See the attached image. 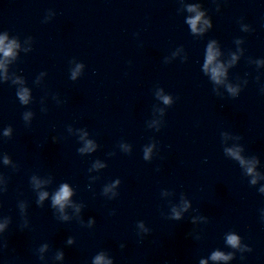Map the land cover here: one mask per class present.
I'll return each mask as SVG.
<instances>
[{
    "label": "clouds",
    "instance_id": "clouds-1",
    "mask_svg": "<svg viewBox=\"0 0 264 264\" xmlns=\"http://www.w3.org/2000/svg\"><path fill=\"white\" fill-rule=\"evenodd\" d=\"M189 11H195V8L190 7ZM201 16L202 13L197 12V15L194 18H191L188 20V23L191 25V29L193 32H197V31H202V29H197V24L200 22L201 20ZM207 23V22H206ZM3 45V41L0 40V50L4 51L5 56L11 55V46H9L7 49L2 48ZM218 55V53L215 51V49L213 48V46L210 44L207 48V62L205 63L204 67L205 70H209L210 65H212L213 61L215 60L216 56ZM235 59V57H234ZM77 70H79V66L77 68ZM210 71L212 73V78L214 80H216L217 82H219L220 77L224 74L223 73V66L222 65H217L215 67H211ZM76 73H73V78H75ZM20 100L23 103H27L28 102V92L27 89L22 90L20 93H18ZM164 102L168 103L169 99L168 97H164ZM9 132L6 131L5 135H8ZM91 143L89 142L88 145V150H91ZM228 152L236 157V159H240L238 152L236 151H232L231 149L228 150ZM145 158H147V152L145 153ZM8 161L5 160V163H7ZM241 163H244L243 160H241ZM249 173L252 172V168L248 169ZM255 181H253L254 183ZM264 191V190H262ZM47 196V193H42L40 195V200H43L45 197ZM71 196V191L68 187L67 184L63 185L60 189L59 192L56 193V195L53 198V204L54 205H58L60 207L61 210H63L66 202L68 201V198ZM177 218H178V214H177ZM3 226L0 225V228H2ZM227 242L232 245L234 248L239 246V238L235 235H229L227 238ZM230 255L226 256L223 253L220 252H216L213 254L212 259L213 260H228L230 259ZM104 258L103 256H97L96 260H95V264H103ZM110 264V262H109Z\"/></svg>",
    "mask_w": 264,
    "mask_h": 264
}]
</instances>
